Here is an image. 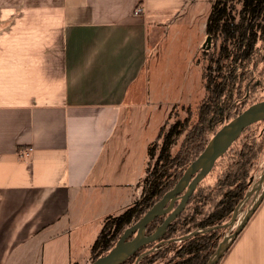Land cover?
I'll list each match as a JSON object with an SVG mask.
<instances>
[{
    "label": "crops",
    "instance_id": "0c3cea01",
    "mask_svg": "<svg viewBox=\"0 0 264 264\" xmlns=\"http://www.w3.org/2000/svg\"><path fill=\"white\" fill-rule=\"evenodd\" d=\"M201 1L0 0V264L87 263L90 221L140 193L146 143L135 158L132 112L150 56L164 90L165 60L181 59L199 22L203 48ZM177 60L168 71L182 74ZM216 264H264V195Z\"/></svg>",
    "mask_w": 264,
    "mask_h": 264
},
{
    "label": "trees",
    "instance_id": "16d2710c",
    "mask_svg": "<svg viewBox=\"0 0 264 264\" xmlns=\"http://www.w3.org/2000/svg\"><path fill=\"white\" fill-rule=\"evenodd\" d=\"M210 1L205 33L211 41L205 49L209 57L201 73L203 91L196 121L190 124L188 120L186 123L175 121L166 129L161 126L146 149L144 174L137 184L139 195L120 212L103 217L90 245L91 261L104 255L126 227L140 219L176 184L217 127L250 104L264 99V66L260 70L258 60L253 61L256 44L264 42V0ZM251 64V68L247 67ZM256 92L262 94L256 96ZM263 121L257 120L243 129L197 184L185 208L162 236L142 245L119 264H207L223 237L226 227L222 225L230 220L251 186L253 170L264 145V128L257 134L255 128ZM182 133L180 149L172 152ZM158 139H161L158 153L150 167ZM212 175L213 180L206 182ZM165 216L158 215L151 220L145 234L152 233Z\"/></svg>",
    "mask_w": 264,
    "mask_h": 264
},
{
    "label": "rangeland",
    "instance_id": "374dc122",
    "mask_svg": "<svg viewBox=\"0 0 264 264\" xmlns=\"http://www.w3.org/2000/svg\"><path fill=\"white\" fill-rule=\"evenodd\" d=\"M200 4V10L199 12L202 13V10L205 9V6L207 5L208 1H201ZM201 24L199 22V25H193L192 27H189V30L187 31L189 34L187 36V41H182L185 48L181 50L182 43L180 46V49L178 51L181 52V59H166L165 60V80H164V90H158L155 83L154 78H156V70L160 67L159 64L152 65L154 60H152V56H150V64L149 65V72H150V83L146 90L147 97L149 95V98L145 97V106L140 108H134L132 115L133 119L132 122L135 125L134 132L139 133L140 141L138 143L134 142V157L137 158L138 155V147L141 148V142L142 138L145 141V147L144 151L146 150L147 144L151 142L156 134L158 133L160 127L162 125L165 126V129L172 124L175 121L186 123L187 120L190 123H193L196 121L197 118V105L199 104L202 96L203 88L201 86V80H202V69L207 64V59L209 57L208 53L205 51L206 47L202 48L199 52L196 51V42H193V39H196V36L199 34L201 29ZM199 31V32H198ZM205 51V52H203ZM177 53V52H176ZM253 61L258 60L257 68L262 69L264 66V42H259L256 44V52L253 55ZM199 59V61H198ZM177 60V64L180 62V68L177 66V70L180 69L183 73L179 74L177 72H169L168 67L169 64L174 63V61ZM161 62V61H160ZM176 64V63H175ZM251 65H248L247 67L251 68ZM168 88V89H167ZM262 93L256 92L255 95H261ZM254 95V96H255ZM164 123V124H163ZM225 124V123H224ZM221 124L219 127H217V130L222 126ZM260 128H264V121L257 124V128H255V133L260 130ZM184 133L181 134V136L178 137L177 142L172 147V152H177L180 149V143L181 139H183ZM258 138V137H257ZM137 140V138H136ZM161 139L157 140L156 150L153 156L150 158L149 166L153 167L156 156L158 153L159 143ZM146 154V153H145ZM145 156V155H144ZM143 156V157H144ZM257 164L253 170V180L251 183V186L248 190H252L251 194L241 203L239 206L236 220L233 224L226 227L223 237L229 236L230 233L236 228L238 225L236 223L240 222L241 218L247 213V211L253 206V204L256 202V200L259 198L260 194L262 193L263 187L260 186L255 188V183L257 182L259 175L264 172V145H262L259 156H258ZM214 178V175L209 176L206 179V182L212 181ZM140 191V186L137 187ZM138 191V193H139ZM139 195V194H138ZM100 229V220L95 219L91 220L89 226H87L86 229H84L83 237L84 239L90 240L95 239L98 231ZM222 237V238H223ZM222 240V239H221ZM92 241V240H91ZM88 243V242H87ZM92 244V243H91ZM90 248V247H89ZM82 252H80V258L79 263L82 262ZM91 260L88 259V264Z\"/></svg>",
    "mask_w": 264,
    "mask_h": 264
},
{
    "label": "water",
    "instance_id": "95a60500",
    "mask_svg": "<svg viewBox=\"0 0 264 264\" xmlns=\"http://www.w3.org/2000/svg\"><path fill=\"white\" fill-rule=\"evenodd\" d=\"M210 41L211 37L206 35L202 47L208 48ZM262 119H264V99L250 104L234 118L223 124L209 139L201 153L186 167L176 184L165 192L140 219L126 227L115 244L104 255L97 257L88 264H119L142 245L153 242L162 236L168 225L185 208L197 184L212 169L215 161L227 151L245 127ZM251 180H253V177ZM253 189L254 188H252V190ZM252 190L250 189L247 191L243 201L251 194ZM263 195L264 190L253 206L247 211L243 218H241L240 222L236 221L238 225L230 235L222 238L207 264L217 263L227 243L239 233ZM175 201H177L176 205H174ZM243 201L235 207L230 220L223 224V227H228L235 222L239 206ZM163 214H166V216L161 224H159L152 233L146 235V225L158 215ZM153 248L154 247L147 252L153 250ZM145 253L146 252L143 254ZM143 254H141V256Z\"/></svg>",
    "mask_w": 264,
    "mask_h": 264
},
{
    "label": "built area",
    "instance_id": "2783aa9c",
    "mask_svg": "<svg viewBox=\"0 0 264 264\" xmlns=\"http://www.w3.org/2000/svg\"><path fill=\"white\" fill-rule=\"evenodd\" d=\"M140 11H141V9L138 8V9L135 11V13H139ZM31 150H32V148H30V147H28V148H24V149L21 150L20 154H21V155H25V156H27V155L30 154Z\"/></svg>",
    "mask_w": 264,
    "mask_h": 264
},
{
    "label": "flooded vegetation",
    "instance_id": "af4514ba",
    "mask_svg": "<svg viewBox=\"0 0 264 264\" xmlns=\"http://www.w3.org/2000/svg\"><path fill=\"white\" fill-rule=\"evenodd\" d=\"M205 48V47H204Z\"/></svg>",
    "mask_w": 264,
    "mask_h": 264
}]
</instances>
